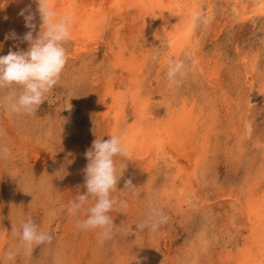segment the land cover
I'll return each mask as SVG.
<instances>
[{
    "label": "bare ground",
    "instance_id": "obj_1",
    "mask_svg": "<svg viewBox=\"0 0 264 264\" xmlns=\"http://www.w3.org/2000/svg\"><path fill=\"white\" fill-rule=\"evenodd\" d=\"M219 1L223 8H227L232 4L233 15H227L226 9L221 12V15H215L212 8L213 0H53L59 14H68L74 19L71 28V39L69 40L71 43L66 45L68 49L71 48L70 53L68 52V58L70 59L68 61L71 62L72 57L87 60L86 54L95 53L94 57L98 58L97 60L101 62V65L104 64V61L107 64L106 71L103 74L105 80L101 83L98 79L93 80L91 89L95 91V94L90 93L87 95V97L95 98H92L91 101L95 100L93 104L97 105L96 111H99L101 120L97 122L95 128H93V125L86 123L85 132H88V136H91L90 141H95L99 137L109 139L113 135L119 136L122 144L128 149V156L120 158L127 161V163H124L128 168L127 171H130L134 179L142 184L135 186L137 197L132 196L133 198L128 202L130 207L127 209L120 208L123 215L120 216L114 210L110 212L113 222L117 226L118 237L129 240L130 236L135 234V239L144 242L145 235L141 233L136 225L141 224L147 218V213L150 212L147 205H150V200H152L151 205H153V202L158 203L159 207L157 208L163 210L165 198H168V202L174 200L176 202L181 201L180 203H185L184 200L191 197L197 199L196 192L200 193L201 188H199L200 185L194 186L193 181H196L195 177L201 175V172L205 169L212 147L216 148L218 144L221 145V149L227 151L225 155L230 156L228 157L229 160L233 163L236 161L235 164L240 166L243 162L246 164V169H248V171L245 169L246 174L242 177V186H240L243 187L242 192L240 189V194L234 192L235 196H231L233 198L231 209H229L231 223L226 220V222L220 221L219 227L215 226L210 230L209 221H212L211 217L215 213H212L211 209L205 210L206 207L204 209L206 214L202 213L206 215L207 226L202 228V233L194 241L187 243L184 257L182 256L184 261L179 259L178 262L173 259H169L166 263L161 262L162 256L159 253V247L161 245L160 241L163 239L161 234L154 231L156 234L149 241L152 242V245L150 246L149 243L147 245L151 248H146L143 254L149 260L146 264H264V125L260 121L264 116V58H259L258 52L254 54L245 51L246 48L235 46L234 57L241 64L238 65L241 66V69L235 71V69L230 68L231 70L228 71L227 75L231 79L226 82V77H223L219 71V67L224 66V64L220 65V60L215 59L214 61L213 59L209 64V66H212L208 72L207 68L203 67L205 66L202 60L204 53L202 46L204 45L201 44L200 40V35H207L208 39L212 37L217 41L220 32L224 30L223 27L226 23L231 26L235 17L239 18V23L253 19L252 24L254 25L255 17H264V0ZM30 3L31 0H0V40L5 39L4 41H6L5 37L11 32L17 33L18 29H26L19 12ZM36 7V4L33 3V12H35ZM195 11H199L202 15L210 18V24L207 27L199 26L202 28L199 33L196 29L191 30L187 27V23ZM235 12L237 13L235 14ZM231 16L233 18H230ZM8 19L9 24L7 26L5 22ZM35 23L37 24L36 31L39 32L40 20L38 15ZM261 30L262 36H264V25ZM106 37H109V42L105 40ZM9 39L12 40V38ZM210 41H213V39ZM216 41L213 43L215 44ZM180 59L189 64L191 70L188 76H194L196 78L195 82H201L203 86L201 90H204V92L209 90L210 93L212 91L215 94V98H211V101L207 100L206 102H209L208 109L211 112L207 116H194L192 114L189 109L194 106L193 99H191V97L193 98L192 95L187 100L190 107L182 109L186 101H181L182 97L177 95L179 89L176 86L169 87L168 85L166 73L169 61ZM260 59L263 62L261 65ZM192 61H195L194 65H192ZM155 82L156 85H154ZM227 85H230L233 93L231 91L227 93ZM166 88L170 90L169 93L175 95V99L172 100L171 96L166 95ZM158 92V96L165 93L161 104L165 105L166 108L154 110L157 108L158 103L156 101L152 102V96L150 95H157ZM235 95L236 97H234ZM86 101L89 102L90 98H86ZM218 101L223 104L221 108L217 105ZM162 110H164V116L160 118L159 115ZM235 114H238V120H235ZM129 118H133V122L131 121L133 124H128ZM223 120L231 126V135L235 134L238 138L232 136L234 139L231 138L230 141L227 135L223 139L221 138L222 128L220 125L224 123ZM216 123L219 128L215 127ZM97 126L100 132L96 130ZM67 127L71 137L77 138V132H75L76 129L71 119L68 121ZM255 129L258 130L255 132ZM95 130L96 132L92 133ZM243 131L248 134V139L254 133L255 136L252 137L253 141L251 143L246 144L247 139L245 136L243 137ZM229 142L231 144L234 142V144L229 147ZM253 144L258 147V149H254L255 151L250 148L254 146ZM116 159H119V156ZM120 161L122 159L118 163ZM160 163L161 167L165 168L164 174L168 179L174 177L173 180L181 182L182 185L179 187V191H174L175 189L171 188L172 192L169 194L170 190L169 192L166 190L169 189L168 186L155 189V187L145 185L143 181L150 173L149 171L157 168ZM60 164L61 166L64 165L63 163ZM77 168L79 169V164ZM31 181L27 178L26 186ZM41 190L43 189L41 188ZM29 191L34 194L33 191ZM230 192L232 195V191ZM39 196L41 195L39 194ZM176 196L177 198H175ZM180 203L176 205L183 209ZM43 204L47 206L49 204L54 205L53 210L55 211L56 209L63 210L66 206L64 203L52 200L49 194ZM56 204H60L59 208L56 207ZM167 213L168 216L171 215V212ZM240 215L243 216L242 220L246 221L242 226V229L246 231V236L240 241L235 239V246L230 239L221 235L218 239L222 241V244L218 243L216 245L217 238L207 237L208 235L214 234L216 236L221 233L222 228L220 226L225 225V223H227L225 228L229 225L234 227L233 217ZM72 220L75 219L72 218ZM151 232L149 233L152 234ZM73 233L76 234V237L81 236L87 241L92 239L95 241L87 249L86 244L83 243L80 244L78 249L73 247L71 250L68 249L69 244H64V248L61 249L62 256L60 257L64 259L65 264H84V262L86 264H102L100 262L108 255L112 260L111 258L105 260L107 264H143L145 262L142 258L136 260L131 258L129 255L131 249L117 241H112L110 247V250L113 251L112 254L104 255L105 251L102 252L103 250L100 248L103 241L100 242L97 236L93 237V231L91 234L87 233L85 235V230H81L77 225L73 226L70 223L64 236L68 237ZM210 240H212L211 244L215 249L214 256L207 252ZM208 241L209 243H206ZM2 244L0 238V246ZM202 245L207 247L202 249ZM145 246L141 247L144 248ZM25 247L23 244L22 249H25ZM119 248L120 250L117 251L116 249ZM201 253H204V255ZM3 254L2 249H0V255Z\"/></svg>",
    "mask_w": 264,
    "mask_h": 264
},
{
    "label": "rangeland",
    "instance_id": "obj_2",
    "mask_svg": "<svg viewBox=\"0 0 264 264\" xmlns=\"http://www.w3.org/2000/svg\"><path fill=\"white\" fill-rule=\"evenodd\" d=\"M212 8L214 10V14L217 16L218 14L221 15V12H224L225 9L227 15H233V11L231 10L232 4L227 8H223L219 0H213ZM236 13L237 12H235V14ZM230 18H233V16H231ZM252 20L253 19L246 20L244 23H239V18L237 19L235 17V19L231 23V26L230 24L226 23L225 27H223L224 30L220 32L219 37H217V41L212 37L208 39L207 35H200L201 44L204 45L202 46L204 52L202 60L204 61L203 65L205 66H202L205 67V69L207 68V72L212 66H209L211 61L213 59L214 61L215 59H218L220 60L219 62H221L220 65L224 64V66L221 65L222 67H219L220 74L223 77H226V82H229L231 77L227 74L228 71L231 70L230 68H233V70L235 69V71L241 69V66H238L241 64H239V62H237V59H235L236 57H234L235 46H239L240 48L244 49L246 48L245 51H250L254 54L258 52L259 58H264V36H262L263 33L261 30L264 25V17H255L254 25L252 24ZM5 24H7L8 26L9 19L5 22ZM26 29L17 30L16 36L19 39L10 40L8 38L6 39V41H4L5 39L0 40V56L7 55L10 49L12 51H26L28 49V43L22 42L23 35L27 31H29L28 28ZM196 30L199 33L202 28L198 26ZM38 33V31L34 32V38L38 35ZM109 37L105 38V40L108 42ZM212 39L213 41H210ZM215 41L216 43L214 44L213 42ZM68 43L70 44L71 41H67L64 45L67 53L71 50V48L68 49V46H66L69 45ZM94 55L95 53L86 54L85 56L88 57L87 60L78 58L74 59L72 57L71 62H67L59 83L54 87L53 91L48 95L45 103L41 105V107L34 115L15 114L10 112L6 107L5 101V97L8 95V90H0V145L7 146L11 150V155L6 160L0 159V219L2 220V222L0 220V238L2 239L3 243L2 246H0V249H2V252L4 253L3 255H0V264H65L64 259L60 257L62 256L61 249L62 247L64 248V244H69L68 249L71 250L73 247L78 249L80 244L83 243L86 244L87 249L88 247H91L90 245H92L93 241H95L93 239L91 241H87V239H84L81 236L76 237V234L74 233L68 237L64 236L69 229L70 223L73 226H76L77 221H82L87 218L88 213L86 206H90L86 205L75 216L70 214L68 211L70 202L76 200L79 194H83L84 192H86V188L84 187V185L86 177L85 169L88 164V160L85 154L86 152L91 150L94 142L90 141L91 136H88L89 133L85 132V129L87 128L86 123L93 125V128H95L97 122L101 120L99 111H96L97 105L95 103L93 104L95 100L93 102L91 101L92 98H95L87 97V95L90 93L93 95L95 94V91H92L91 89L93 80L98 79L100 83L105 80L103 74L106 71L107 64L106 61H104V64L101 65V62L97 60L98 58H96V56L94 57ZM261 59L260 65L261 63H263ZM68 60L70 59L68 58ZM195 79L196 78L194 76L187 75L182 83L179 86H176V88L179 89V94L177 95L179 97H182L181 101H186H184L186 104H184L182 106L183 108H181L184 109V107H190L187 103V100L190 99L192 95L193 98L191 97V99H193L192 103L194 106L189 108L192 114H194V116H207L211 112H209L208 109L209 102H206L207 100L211 101V98H215V94H213L212 91L210 93L209 90L207 92H204V90L202 91L201 88H203V86L201 82H195ZM154 85H156V82L154 83ZM226 87L227 93L229 91L233 93L230 85H227ZM166 90V95L171 96L172 100L176 98L173 93H169L170 90H168L167 88ZM158 94L159 92L157 93V95H150L152 96L151 101H156L158 103V105L156 106L158 109L155 108L154 110H159L165 107V105L161 104L162 97L165 96V93L164 95L160 94L159 96ZM234 97H236V95ZM86 98H90V101L87 102ZM217 105L221 108L223 104L218 101ZM163 116L164 110L160 112L159 117L162 118ZM234 116L236 118L235 120H238V114H235ZM70 119L74 128L76 129L75 132H77V138L74 136L71 137L69 128L67 127V123ZM131 121L133 122V118H129L128 124H133ZM260 121L264 125V116L260 119ZM223 122L224 123L220 125L222 128V133H220V136L223 139L224 136L227 135L229 136L227 138L230 141L234 139L232 138V136H235V134L231 135V126H229V124L224 120ZM211 125L215 126L214 124ZM215 127L219 128L217 123ZM96 130L100 132L98 126ZM96 130L92 133L96 132ZM257 130L258 129H255V132ZM244 132L245 131H243V137L245 136L247 139L246 144L251 143L253 141L252 137L255 136L254 133L253 136L248 139V134ZM23 136L25 137V139ZM99 139L107 140L103 137H99ZM233 144L234 142H232V144L229 142V147ZM255 144H253L254 146L250 147L252 151L254 149H258ZM221 148L222 147L221 145L219 146V144L216 148H211L209 156L210 159H207L205 169H203L201 175L199 174L197 175V177H195L196 181H193L194 186H201H199V188H201L200 193H198V191L196 192V198L198 200L191 197L187 198V200H184L185 203H180L181 201L176 202L174 200L172 202H168V198H165V201L163 202L164 209L162 211L167 216V212H171V215L168 216L169 219L167 223L161 225L156 231L161 234V238L163 239L162 241H160L161 245L159 247V253L162 256V263H166V261H169V259L176 260V262H178L179 259L184 261V250L187 243H189L190 241H194L197 236L202 233V228L204 226H207L205 221L206 213L204 211L206 207L207 208L205 210L211 209L213 211L212 213H215L213 217H211L212 221H209L210 230L215 226H218L220 224V221L224 222L226 220L231 223L229 209H231V202L233 200L232 197L235 196V194L233 193L238 192V194H240L242 192L243 187L241 188L240 186H242V177L246 174V164L241 162L240 166L238 164H235L236 161H234L233 163L228 158L230 156L225 155L227 151ZM121 159L122 161L118 163ZM54 161H56L57 163ZM125 162L127 163L125 159L120 157L119 159L115 160L118 178L122 174V171L123 175L117 184L118 191L113 193V196L116 197L117 200L126 199L128 203L131 201V198L137 196L135 194V191H130L128 187H125V182L131 179L134 187L142 184L134 179V176L131 175L130 171H127L128 168L124 164ZM60 163H63L64 165L61 166ZM78 164L79 169L77 168ZM161 166L162 165L160 163L157 168H153L154 171L149 168V170L151 171H149L150 173L143 181L145 185H150L153 188L155 187V189H160L163 186H168L167 188L169 189L166 190L167 192H169L170 190L169 194L172 192L171 188L175 189L174 191H179V187L182 185L180 184L181 182L179 180H173L174 177L172 179H168V177L164 174L165 168ZM246 170L248 171V169ZM27 178L28 180H32L31 183L27 185L29 186L28 188L26 186ZM170 185H172V187H170ZM41 188L43 190H41ZM218 188L220 189L218 190ZM28 190L33 191L34 194H32L30 191L28 192ZM45 191H47L48 193H46ZM216 191L220 193L218 196V193ZM230 191H232V195L230 194ZM39 194L41 196H39ZM48 194L50 195L52 200L54 199L55 201H58V203H64L66 205L65 208L63 210L56 209L55 211L53 210L54 205L49 204L47 206L46 204H43ZM227 194L229 197L227 196ZM177 196L175 198H177ZM224 197L227 199H225ZM201 201L203 202V204ZM177 203L178 205L180 203L183 206V209L176 205ZM224 203L226 204L224 205ZM151 204L152 200H150V205H147V209H151L153 205L159 207L158 203L155 204V202H153V205ZM59 206L60 204H56L57 208H59ZM128 207H130V205ZM113 210L118 212L120 216L123 215V211L120 209V207L118 208V206H116ZM202 212H204L205 214H203ZM147 214H149V212ZM109 215L111 216L110 213ZM242 217L243 216L241 215L238 217H233V224H235L233 225L234 227H231V225H229L228 223L229 228L226 227L228 228L226 229L225 226L227 223H225V225L220 226L222 228L221 233L216 236H214V234L208 235L207 237L218 239V237L221 235L226 237L227 239H230L235 246L234 241H240L244 236H246L245 229H242V226L246 221H243ZM72 218L75 220H72ZM28 219L34 221L39 226V229L41 231L47 232L53 237L51 244L34 246L30 255H27L24 251L25 249H22L23 244L21 243L20 237L18 235V233L21 231L22 223L26 222ZM169 224H171L172 226H170ZM92 231L93 237L97 236V239L100 240V242L103 241L100 248H102V252L105 251L106 253L108 251L106 254L103 253L104 255H108L109 253L112 254L111 252L113 251L110 250L112 241H117L126 246L128 249H131L129 255L134 260L142 258L145 261L143 264H146L149 261L145 256H143V254L146 248H151L147 245L148 243L150 246L152 245V242L149 241H151V239L156 234L154 231H152V234H150V228L141 230V233L145 235L144 242H142L143 240L138 241L137 239H135L136 236L134 233V235L130 236L131 238L129 240H123L122 238L117 236L116 229L111 239L101 238V236L97 232L98 230H85V235H87V233L91 234ZM206 243H209V241ZM211 243L212 240H210V246L207 247L203 246V242L202 249L207 247V252H210V255L214 256L213 254H215V249L213 248V245ZM218 243L222 244V241L218 239V242H215V245ZM141 246L145 247L143 248ZM2 247L5 248L3 249ZM116 250L119 251L120 248ZM9 251H14L16 253L14 261H8L6 259V253ZM201 254L204 255V253ZM110 258L111 257L108 255L100 263L107 264L105 260H110ZM82 260L81 262H83ZM185 262L187 261L185 260ZM84 264L86 263L84 262Z\"/></svg>",
    "mask_w": 264,
    "mask_h": 264
},
{
    "label": "clouds",
    "instance_id": "obj_3",
    "mask_svg": "<svg viewBox=\"0 0 264 264\" xmlns=\"http://www.w3.org/2000/svg\"><path fill=\"white\" fill-rule=\"evenodd\" d=\"M33 3L37 6L35 12L32 11ZM19 15L29 29L22 37V42H27L29 47L26 51L10 49L7 55L0 56V90H8L5 101L10 112L34 115L59 83L65 70L68 53L64 45L71 39L74 19L68 14H59L53 0H31L29 5L20 10ZM37 15L40 30L34 38ZM209 24L210 18L195 11L187 27L195 30L198 26L207 27ZM5 38L19 39L14 31ZM194 64L195 61H192ZM190 70L189 64L183 59L169 61L166 73L169 87L179 86ZM10 155L11 150L0 145V159L6 160ZM85 155L88 160L85 169L86 192L70 202L68 211L75 216L86 205H90L87 207V218L77 221V227L81 230H98L102 238L111 239L117 226L109 213L116 206L122 209L129 206L126 200H117L113 196L118 191L117 184L123 175L122 171L118 178L115 158L127 157L128 149L119 136L113 135L107 140L96 139ZM125 187L133 192L136 189L131 179L125 182ZM168 219L162 210L153 205L147 218L136 226L139 230L150 228L151 231H157ZM18 235L26 246L27 255L31 254L34 246L51 244L53 239L51 234L41 231L31 219L22 223ZM15 256L14 251L6 253L8 261H14Z\"/></svg>",
    "mask_w": 264,
    "mask_h": 264
}]
</instances>
